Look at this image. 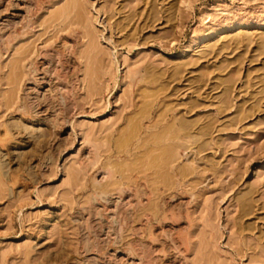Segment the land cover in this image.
Returning <instances> with one entry per match:
<instances>
[{
  "label": "rangeland",
  "instance_id": "obj_1",
  "mask_svg": "<svg viewBox=\"0 0 264 264\" xmlns=\"http://www.w3.org/2000/svg\"><path fill=\"white\" fill-rule=\"evenodd\" d=\"M69 1L0 0V264H264V0ZM48 46L53 91L20 58ZM176 145L142 235L117 189Z\"/></svg>",
  "mask_w": 264,
  "mask_h": 264
},
{
  "label": "bare ground",
  "instance_id": "obj_2",
  "mask_svg": "<svg viewBox=\"0 0 264 264\" xmlns=\"http://www.w3.org/2000/svg\"><path fill=\"white\" fill-rule=\"evenodd\" d=\"M31 2V1H30ZM79 2V1H78ZM78 2H76L75 0H70L69 1V5H68V9H70V10H74V14H75V17L76 18H78V20H82L83 18V14H84V9H83V7H82V5L81 4H79ZM14 6H15V4H14ZM16 9L19 11L20 10V13H19V16H20V20H19V28L22 30V29H24L25 27H27L28 25H29V21H30V10L32 9V5L30 4V5H28L26 2H23V1H20V2H17L16 3ZM70 10H69V12H70ZM33 11V10H32ZM68 12V11H67ZM66 12V13H67ZM57 13V12H56ZM61 15V14H60ZM63 16V14L61 15V17ZM64 17V16H63ZM58 18V17H57ZM65 18V17H64ZM64 18H62L63 20H64ZM61 19V20H62ZM53 20V19H52ZM75 22V21H74ZM78 22V21H77ZM58 23V22H57ZM56 23V24H57ZM67 24V23H66ZM70 24V23H69ZM89 25V24H88ZM87 25V26H88ZM55 26V25H54ZM67 26V25H66ZM65 25H63L62 27H60V30H63L65 27H66ZM58 29H59V27H58ZM57 29V30H58ZM56 30V31H57ZM86 30H88V29H86ZM91 30V29H90ZM89 30V31H90ZM59 31V30H58ZM87 32V31H86ZM56 33V32H55ZM89 32H87L85 35L86 36H89V34H88ZM56 35H57V33H56ZM71 35V34H70ZM94 35V34H93ZM61 36V35H60ZM55 37V36H54ZM57 37H59V36H57ZM71 37H72V35H71ZM90 37V38H89ZM88 38H89V41H90V47L88 48V49H90V52H92V53H90L91 54V56L90 57H93L94 55L96 56V57H98L97 59L99 60L100 59V57H101V54H100V56H98V51H95L94 50V48H95V41H94V39L93 38H95L96 39V35H95V37H93V36H89ZM70 38V37H69ZM73 38V37H72ZM75 39V38H74ZM73 39V40H74ZM73 40H71V41H73ZM75 42V41H74ZM74 44V43H73ZM73 44L71 45V47L73 48ZM88 44V43H87ZM88 46V45H87ZM71 48V49H72ZM87 48V47H86ZM100 49V48H99ZM98 49V50H99ZM84 50V49H83ZM22 51V50H21ZM69 51V50H68ZM88 51V50H87ZM86 51V52H87ZM23 53H21V55H22V57L20 56V58H21V60H23V61H27L26 62V65L28 66V69H26L27 71L26 72H28V74H29V70H30V73H31V71H32V73L30 74L31 76V81H32V83L34 82V83H40V84H42V83H45V84H47V85H49L50 86V89L49 90H54V89H51L52 88V84L54 83L53 82V80L55 79V81H57L58 83H59V81H60V70H62V69H59V68H61V67H63L62 65H64V64H62L61 66L60 65H58V63L61 61V57H62V53H60L57 49H55V48H53L52 46H48V47H45L44 49H41L37 54H39L40 56H39V59L40 60H38L37 59V55L35 56V57H31L30 59H29V55H30V52L28 51V49H25L24 51H22ZM102 53H103V51H102ZM105 53V52H104ZM103 53V54H104ZM89 54V53H88ZM102 54V55H103ZM69 58H71V50H70V53L68 52V54H66V59L68 60ZM54 59H55V63L58 65V67L56 66V67H53L52 68V66L54 65ZM20 60V61H21ZM71 60V59H70ZM18 61V60H17ZM19 61V62H20ZM67 62V61H66ZM68 62H69V60H68ZM72 62V61H71ZM62 63V62H61ZM26 65H22V69L20 70V68H19V73L18 72H16L15 71V73H14V78L16 77L17 78V80L19 81V80H21L25 75H27V73L25 72V67H26ZM97 65V64H96ZM102 65V64H101ZM60 66V67H59ZM74 67V66H73ZM96 68H97V66H96ZM32 69V70H31ZM64 69V68H63ZM71 69V68H70ZM14 70V69H13ZM94 70V69H93ZM99 70V69H98ZM96 71V70H95ZM14 72V71H13ZM62 72H63V70H62ZM70 72V71H69ZM71 72H72V74H73V76L76 74V69H75V67L74 68H72V70H71ZM71 72H70V74H71ZM13 77V76H12ZM74 78V77H73ZM9 79V78H8ZM13 79V78H12ZM88 80V79H87ZM16 81V80H15ZM18 81H16V82H18ZM30 81V82H31ZM61 81H62V79H61ZM12 82V81H11ZM17 84V83H16ZM69 84V83H68ZM54 88V87H53ZM97 88V87H96ZM16 89V88H15ZM14 89V90H15ZM13 90V91H14ZM12 91V90H11ZM15 93V92H14ZM66 93V92H65ZM15 96L14 95H12V96H7V98L5 99V101L3 102V103H5V105H7L8 107L9 106H11L12 107V104L13 103H15L16 101H15V98H14ZM52 97H54V96H52ZM41 98V97H40ZM62 101H63V98L61 99ZM62 105V104H61ZM144 105V104H143ZM74 106H75V104H74ZM8 107H5V108H8ZM74 108V107H73ZM72 108V109H73ZM139 110V109H138ZM129 118V117H128ZM136 119V118H135ZM175 119H177V118H175ZM62 125H65V123L64 122H66V121H64V119H62ZM133 121V120H132ZM172 121H173V119H172ZM185 121V120H184ZM184 121H179V128H178V130H180L181 131V129H183V128H185V126H186V123L184 122ZM178 122V121H177ZM134 123V122H133ZM173 123V122H172ZM189 124H191L190 122H188ZM136 124V123H135ZM171 124V123H170ZM169 123H168V125H170ZM174 124V123H173ZM173 124H171V125H173ZM192 125V124H191ZM191 125H189V126H191ZM129 126H132V125H129ZM137 126V125H136ZM132 127H134V126H132ZM132 127H130V129L132 128ZM130 129H128V131H130ZM135 129V128H134ZM165 129V128H164ZM132 130H133V128H132ZM186 130V129H185ZM163 131H165V130H163ZM176 131H177V129H176ZM183 131V130H182ZM181 131V132H182ZM133 132H136L135 130L133 131ZM175 132V131H174ZM184 132V131H183ZM129 133H132L131 131L129 132ZM160 133V132H159ZM180 133V132H179ZM174 134V133H173ZM132 135V134H131ZM182 135V134H181ZM173 136H175V134L173 135ZM182 136H184V134L182 135ZM129 137V136H128ZM163 136L161 135H158V136H154V138H155V141H159V142H161L160 140H163L164 138H162ZM165 137V136H164ZM168 137V136H167ZM172 137V136H171ZM176 137L178 138L179 136L176 134ZM142 139V138H141ZM193 143V142H192ZM121 145V144H120ZM138 147V146H137ZM176 148H168V147H163V148H158L157 150H155L156 152H153V155L150 153V155H146V158H145V160H143V164L142 165H144L143 166V169H144V171H151L149 174H148V176H149V178H151V182H149L148 181V179L146 178V177H143V175H142V181H140V179H141V176L140 175H137V176H135L134 177V179L132 180H130V181H128L129 183H127V187L125 188V187H123V188H119V189H117L118 190V193L119 194H117V196L118 197H122V196H120V195H122V194H124V193H127L126 195L128 196H126L127 198H129V206L131 207L129 210H130V219H129V221L131 222V223H134V222H141V230H140V234H142V235H144L145 233H146V229H147V225L150 223V221H151V216H152V214H151V212H150V206H149V204H148V202H144V200L143 199H147L148 200V195L150 194V193H152L154 190H157L158 188H159V186L160 185H162L165 189H167V188H169L170 186H172L173 185V183H170L169 182V180L171 179L170 177V173H171V164L175 161V160H177L178 158H179V153H178V147L179 146H175ZM194 148V147H193ZM156 149V148H155ZM152 151H154V150H152ZM147 152V151H146ZM147 154V153H146ZM137 158H139V157H137ZM144 158V157H143ZM134 159V158H133ZM114 162V161H113ZM141 162V161H140ZM132 163H133V161H132ZM110 165V164H109ZM105 166V165H104ZM113 166V165H112ZM115 166H117V165H115ZM120 166V165H119ZM111 167V166H110ZM121 167V166H120ZM129 168L127 169V170H129L130 169V166H128ZM137 167H139L138 166V164H137V162H135L134 163V168L131 166V169H132V171L133 170H135ZM123 169V168H122ZM114 170V171H113ZM113 170H107V172L105 173L106 175H107V177H111V175L112 174H115L116 172H117V169L116 168H114ZM104 172V171H103ZM130 172H131V170H130ZM143 172V171H142ZM183 170L182 169H180V175L182 176L183 175ZM105 175V176H106ZM113 176V175H112ZM123 178V177H122ZM125 178H127L128 179V177H125ZM112 182L114 181L115 182V180H111ZM111 182V185L112 184H114V182L112 183ZM119 182V181H118ZM170 183V184H169ZM109 184V183H108ZM95 186V185H94ZM98 186V185H97ZM96 186V187H97ZM102 186H103V184H102ZM104 186H105V184H104ZM95 187V188H96ZM109 187V186H108ZM94 188V187H93ZM100 188V190L102 191V192H97L98 193V195L97 196H99V198H102L103 200H104V203L105 204H108V205H112V209H114V208H116L115 206V204L117 203H115V200H113L112 198H109V196L107 197L106 196V194H108L107 192H108V190H110V189H106L105 187H99ZM103 188H105L104 190H103ZM97 189H98V187H97ZM115 189V188H114ZM99 190V191H100ZM113 190V189H112ZM110 192L112 193V191L110 190ZM116 193H117V191H115ZM2 194V193H1ZM111 195H113V194H111ZM147 195V196H146ZM146 197V198H145ZM118 200V199H117ZM120 200H121V198H120ZM146 200V201H147ZM167 200V199H166ZM149 201V200H148ZM185 203H186V201H185ZM128 204V203H127ZM107 206V205H106ZM128 206V207H129ZM109 208H111L110 206H109ZM112 209H110L111 211H113ZM128 211V210H127ZM207 211V210H206ZM114 212V211H113ZM125 215V214H124ZM127 219V218H126ZM173 219V218H172ZM137 222V223H138ZM135 224V223H134ZM214 225V224H213ZM133 230H135V229H133ZM216 230V229H215ZM132 232H135V231H132ZM137 234V233H136ZM170 238V237H169ZM182 240V239H181ZM184 241V240H183ZM185 243V242H184ZM178 248V247H177ZM176 250V249H175ZM215 257V256H214Z\"/></svg>",
  "mask_w": 264,
  "mask_h": 264
}]
</instances>
